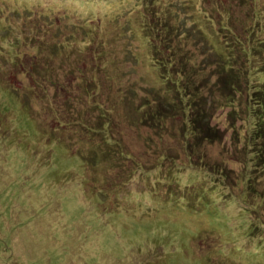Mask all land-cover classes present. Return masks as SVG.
<instances>
[{
  "label": "rangeland",
  "instance_id": "rangeland-1",
  "mask_svg": "<svg viewBox=\"0 0 264 264\" xmlns=\"http://www.w3.org/2000/svg\"><path fill=\"white\" fill-rule=\"evenodd\" d=\"M169 1L192 28L190 40L174 37L175 50L186 43L172 58L192 55L188 74L220 134L198 142L201 158L185 147L183 91L178 76L163 82L141 0H0V264H264V163L251 147L264 130L243 116L248 83L264 101V0H251L243 52L214 11L228 6L240 20L241 0ZM28 26L55 32H43L49 44L63 37L40 51ZM46 62L52 79L29 72ZM230 71L240 82L225 97L217 86ZM124 149L134 161L118 162ZM251 185L262 201L236 188Z\"/></svg>",
  "mask_w": 264,
  "mask_h": 264
},
{
  "label": "trees",
  "instance_id": "trees-1",
  "mask_svg": "<svg viewBox=\"0 0 264 264\" xmlns=\"http://www.w3.org/2000/svg\"><path fill=\"white\" fill-rule=\"evenodd\" d=\"M246 1H248V4ZM182 2L184 5L185 0ZM207 2L208 4L211 3V5H215L217 3L216 0H207ZM240 3L243 5H246L247 7V12L245 13L244 10L242 12V15H245V17L244 18L240 17V20L233 17L228 6L222 7V8L218 7L219 10H214V11L216 12L219 11L221 18L223 19V22L221 23V25L223 24V26L220 27L221 33H224L225 36L229 35L230 39L233 41L235 49L237 47V50H239L240 52H243V49H244L243 46L245 45L244 42L247 40V36H245V38H241V37L245 33H250V38H251V35L253 36V34L249 32V30L253 29L252 25L254 26L255 23L253 22L254 15L252 14L253 9H252L251 0H241ZM141 4L143 7V12L145 16L144 33L147 35L148 40H149V48L151 49V52H152V58L159 65V67L158 66L157 67L158 69H160V74L163 78V82L164 80L165 82H171L172 80L171 76L172 77L178 76V80L175 82H171V83L172 84L174 83L175 86H180L181 90L183 91L181 92L182 94L179 96V98L181 100L180 110L182 111V113L183 112L185 113V120L183 121L184 125L182 128V135L184 137L185 147L187 145L188 147L187 151H190L191 153H194V154L197 153L196 155L201 158V156L199 155L198 149L196 148V146L198 145V142L200 141L212 142L214 140L219 139L220 134H219V131L210 124V117L206 109V104L208 102L206 100H202L199 94V88L196 87L197 85L193 83L190 75L188 74V70L191 71L192 67L194 66L192 64V60L190 57L192 55L187 54V53L178 54L176 57H174L175 59L172 58V55L176 54L177 51L181 50V47L186 43V42H183L182 39L187 38V41L190 40V38L192 37V35H190L192 28H190L188 25H186V23H183L181 21L179 17V12L177 10L178 4L176 2H173V3L171 1L167 2V0H141ZM217 5L219 4L217 3ZM193 16H197L196 9L192 10V17ZM245 20H249L250 24L245 26V28H242L240 31H237L236 29L243 27L244 25L243 22ZM25 28L29 29L28 34L31 35V40L39 42V44L36 46V49L40 51L42 50V48L43 49L51 48L52 51H54L55 47H52L51 43L52 42L58 43V38L63 37L62 35L56 36L55 39L49 44L47 42L42 41V37H44L43 32L48 31L50 33V36L53 35L55 32L50 31V29L38 31V30L32 29L33 27H30V26L25 27ZM193 29L196 32V37H197V33L199 32L204 34V31L198 25H195ZM33 31H36V32L33 34L32 33ZM68 35L70 34L68 33L67 35H65V37ZM175 36L182 38V39H179V41H177V45H178L176 47L177 51L174 49L175 47L173 45ZM198 40L201 41L203 47L207 50H209L208 46H210L211 48L213 47L212 43H207L205 37H200L198 38ZM216 40L218 43L217 48L222 52H227L228 47H229L227 42L225 40L219 39L217 35H216ZM153 41H155V44L153 43ZM214 51H215V47H214ZM58 53H61V52L60 51L54 52V54H58ZM217 57L219 59V56ZM212 61H213L212 59H209L207 60L206 63H212ZM48 63L47 62L44 63L42 65L44 67L40 66V68L42 69L41 71L37 69H32L29 72L42 74L44 75L45 78L52 79L53 70H55V68L49 65ZM235 63L236 61L233 64L235 65ZM172 64H173V67H175V72H178V74L180 75L173 74L172 72L170 73L169 66H171ZM34 67H37V66L34 64ZM166 67L168 68V70ZM238 69L239 71L242 70L241 67ZM196 70L199 71L200 68L197 66ZM194 73H196L197 75V72H194ZM165 75L167 76V78L165 77ZM169 75H170V79H169ZM239 82H240V74L237 71H230V74H226L223 76L220 75L219 82H218L220 86H217V87L218 89L221 90L222 93L225 94L226 92V95H225L226 97L228 95L227 90L228 89L231 90V88L233 89V87L239 86L238 85ZM255 86L257 87V85ZM191 87L193 89H191ZM247 87H248L247 94L248 95L250 94V96L247 99L248 101L246 100L247 102L244 106L243 116H245V121L250 123L249 127L252 132H260V130L261 131L264 130V101L262 100V97H260L259 94L250 92L251 89L253 90L254 86L250 88L249 83H248ZM158 97H163L165 101L169 99L165 91L163 95L158 96ZM185 97L188 98V101L186 104H184L182 101L183 98ZM144 105H147V106L150 105L149 101L147 102L146 100ZM175 105L177 104L173 103L169 105V107H171V109H176ZM148 110L150 111V109ZM155 111H157L156 114L159 116L163 114V112L159 108H156ZM254 125H255V128L252 129L251 127H254ZM89 128H92V127H89ZM94 130H95L94 133H98L97 129H94ZM257 137L263 140V144H258V142L256 141L255 143L254 142L252 143L251 147L252 146L256 147V150H255V153L257 156L256 159L264 163L263 161L264 160V154H263L264 153V134L260 132L258 133ZM114 144L118 145L116 142H114ZM129 158L131 159V161H134V158L131 156V153L124 149L120 152V157L118 156L117 160L118 162H120L123 159H129ZM136 163L139 165V162H136ZM147 163L148 161L145 160V163L143 164L144 166L143 168L147 169L146 167ZM171 164H173V166H170ZM192 164H197V163H190V165ZM170 165H169V168L172 167L171 171L184 172V171H180L179 169L183 165H179V164L177 165L176 162H172L170 163ZM183 168L185 171H187V169L204 171V173H206L208 176L215 178V179H218V176H219L218 174L216 175V173H211L205 170L203 166H199V167L188 166V167H183ZM248 169L251 170L250 168ZM227 172L228 171L224 170V174H221V175L226 177V179L228 178V181L236 186V184L232 182V179H231L232 177H229L228 175H226ZM251 179H252L251 177L246 178L244 181V184H246ZM236 188L239 189L240 192L243 191L249 196L253 194L255 195V197L259 198L261 201L263 200L260 194L257 193L255 186L251 185L249 189H246L243 187L241 188L236 187Z\"/></svg>",
  "mask_w": 264,
  "mask_h": 264
}]
</instances>
